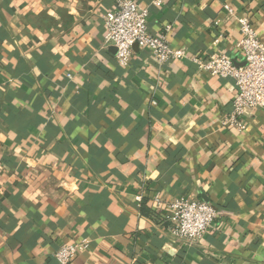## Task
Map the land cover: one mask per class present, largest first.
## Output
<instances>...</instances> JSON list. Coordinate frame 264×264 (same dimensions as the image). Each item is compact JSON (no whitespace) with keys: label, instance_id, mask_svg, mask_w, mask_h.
I'll list each match as a JSON object with an SVG mask.
<instances>
[{"label":"crops","instance_id":"0c3cea01","mask_svg":"<svg viewBox=\"0 0 264 264\" xmlns=\"http://www.w3.org/2000/svg\"><path fill=\"white\" fill-rule=\"evenodd\" d=\"M135 1L185 58L160 65L134 45L119 64L100 19L115 0H0V264H59L82 238L69 264H264V107L222 126L234 80L191 61L241 62L235 15L264 43V0ZM157 192L217 218L184 244Z\"/></svg>","mask_w":264,"mask_h":264},{"label":"built area","instance_id":"2783aa9c","mask_svg":"<svg viewBox=\"0 0 264 264\" xmlns=\"http://www.w3.org/2000/svg\"><path fill=\"white\" fill-rule=\"evenodd\" d=\"M151 4L160 6L161 0H152ZM224 9L230 16L233 15L228 5H224ZM148 16V8L140 6L135 0H115L112 9L100 13L102 43L116 47L115 56L119 64L127 65L134 45L149 51L160 65L186 57V50L174 48L169 43V26L158 33L150 32ZM234 17L240 32L237 47L243 64H236L237 61L221 52L209 53L205 57L195 55L191 57V61L197 71L220 78H233L236 94L221 125L242 131L246 128L244 112L264 107V43L258 38L247 15ZM221 37V34L217 36L215 43H219ZM136 199L139 200L140 196H136ZM153 202L159 208L162 204L166 205L168 231L174 239L184 244L199 240L218 215L213 204L198 198L179 197L166 202L160 192H157ZM90 243L89 238H82L76 243H61L53 256L59 264H69Z\"/></svg>","mask_w":264,"mask_h":264},{"label":"water","instance_id":"95a60500","mask_svg":"<svg viewBox=\"0 0 264 264\" xmlns=\"http://www.w3.org/2000/svg\"><path fill=\"white\" fill-rule=\"evenodd\" d=\"M236 64H239L240 65V64H243V62H241V63L236 62Z\"/></svg>","mask_w":264,"mask_h":264}]
</instances>
